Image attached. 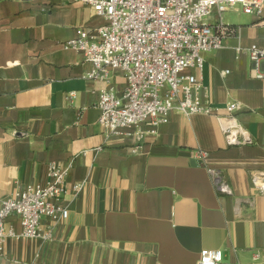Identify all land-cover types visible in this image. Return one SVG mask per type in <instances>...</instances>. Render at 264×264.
Wrapping results in <instances>:
<instances>
[{"label":"crops","instance_id":"obj_1","mask_svg":"<svg viewBox=\"0 0 264 264\" xmlns=\"http://www.w3.org/2000/svg\"><path fill=\"white\" fill-rule=\"evenodd\" d=\"M217 21L214 13L209 22ZM222 22L233 31L224 48L189 71L214 115L173 110L154 134L127 128L114 136L99 125L108 86L86 79L90 65L61 46L102 20L79 0H0V199L47 186L52 163L72 164L68 218L41 221L53 239L7 240L0 264H197L202 250L222 251V264H264V197L251 184L264 173V80L251 79L253 64L236 53L264 49V24L240 10ZM112 86L124 91L120 71ZM231 103L250 145L225 142L218 119ZM208 169L220 171L230 195L218 194ZM7 226L21 230L16 217Z\"/></svg>","mask_w":264,"mask_h":264},{"label":"built area","instance_id":"obj_2","mask_svg":"<svg viewBox=\"0 0 264 264\" xmlns=\"http://www.w3.org/2000/svg\"><path fill=\"white\" fill-rule=\"evenodd\" d=\"M29 1V0H18ZM102 20L95 28H79L75 37L62 43L64 49L79 52L90 71L86 79L106 83L97 102L99 125L108 135H119L127 128L137 129L141 138L154 134L173 111L186 116L214 115L210 106L201 103L203 91L200 78L189 73L202 71L203 55L224 48V41L233 32L222 22V16L240 10L264 24V0H79ZM216 13L218 21L210 23ZM253 64L249 77L264 80V49L256 46L236 48ZM120 71L126 87L117 94L112 86V73ZM223 74H228L226 71ZM74 95H70L73 97ZM238 105L227 106V115L219 124L229 147L250 145L253 140L237 122ZM198 157L206 158L204 152ZM72 164L49 165L50 182L45 187L26 186L7 199H0V245L7 240L53 239L52 229L41 230L45 218L58 224L68 218L63 204L68 193L65 179ZM218 194L230 195L231 190L219 170L208 169ZM253 189L264 197V173L251 176ZM75 193L81 186H74ZM16 217L20 232L7 226ZM256 254L254 261L259 260ZM219 250H202L197 264H222Z\"/></svg>","mask_w":264,"mask_h":264}]
</instances>
